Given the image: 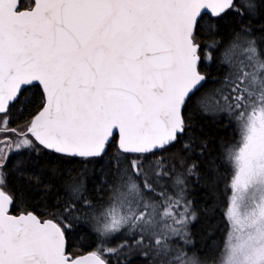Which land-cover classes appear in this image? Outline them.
Segmentation results:
<instances>
[{
    "label": "snow or ice",
    "instance_id": "1",
    "mask_svg": "<svg viewBox=\"0 0 264 264\" xmlns=\"http://www.w3.org/2000/svg\"><path fill=\"white\" fill-rule=\"evenodd\" d=\"M0 264H264V0H0Z\"/></svg>",
    "mask_w": 264,
    "mask_h": 264
}]
</instances>
